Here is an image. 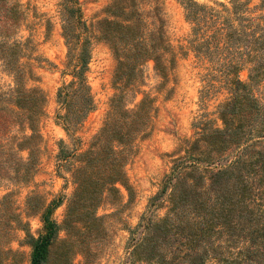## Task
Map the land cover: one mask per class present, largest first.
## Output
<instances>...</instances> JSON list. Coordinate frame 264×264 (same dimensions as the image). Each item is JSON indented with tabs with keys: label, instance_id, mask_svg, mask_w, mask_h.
Instances as JSON below:
<instances>
[{
	"label": "trees",
	"instance_id": "obj_1",
	"mask_svg": "<svg viewBox=\"0 0 264 264\" xmlns=\"http://www.w3.org/2000/svg\"><path fill=\"white\" fill-rule=\"evenodd\" d=\"M182 3L194 37L201 40L194 43L195 50L200 44L202 59L230 98L218 107L221 126L209 119L200 122L138 225L128 229L124 264H264V0L253 8L246 0H232L230 6ZM161 5L160 0H112L106 8L98 38L114 56L121 91L103 127L83 150L77 134L95 109L88 80L95 37L80 0L59 4L68 50L62 74L72 80L57 90L55 118L73 149L61 141L57 158L58 170L71 174L74 193L62 224L53 219L60 199L44 201L35 211L29 207L42 224L37 236L15 213L11 193L0 198V239L10 228L23 231L31 248L30 264H49L59 247L67 260L78 254L94 256L93 244L106 237L98 207L106 195L120 198L121 188L130 193L128 157L154 107L140 92V68L151 61L164 78L167 57L172 56ZM26 20L20 0H0V67L12 78L0 86V191L33 182L42 139L39 125L46 114L43 90L29 85L37 80L29 63L32 42L19 36ZM243 70L249 72L247 82L239 77ZM132 94L133 99L140 94L143 98L130 108L126 102Z\"/></svg>",
	"mask_w": 264,
	"mask_h": 264
},
{
	"label": "rangeland",
	"instance_id": "obj_2",
	"mask_svg": "<svg viewBox=\"0 0 264 264\" xmlns=\"http://www.w3.org/2000/svg\"><path fill=\"white\" fill-rule=\"evenodd\" d=\"M27 11V20L20 27L19 36L32 42L33 54L29 60L36 75V82L29 83L40 87L46 96V114L41 120L39 130L42 136L40 149L36 153L37 168L33 182L14 191H0V198L11 193V201L17 214L30 224L31 232L37 236L42 229L40 217L28 211L37 210L60 199L53 213V219L62 224L67 209V201L74 193L71 174L58 170L60 143L64 141L69 149L72 142L56 120L58 105L57 90L72 78L63 75L67 62V47L62 34L59 4L62 0H20ZM164 13L167 38L171 44L172 56L167 57V71L160 74L153 62L144 64L140 69V92L154 101L148 126L135 138L134 146L125 168L131 191L128 194L121 188V197L106 195L97 209V215L104 220L106 237L93 245L94 256L84 258L75 255L67 260L64 249L53 251L49 264H124L128 229L138 225L146 211L148 202L159 189L164 177L170 172L172 161L183 155L184 143L192 139L201 121H218V107L230 98V93L219 76L211 69L201 52L195 50L194 43H201L193 35V25L189 21L182 1L160 0ZM201 5H214L221 2L230 6L232 0H194ZM250 7L260 6L262 0H246ZM112 0H80L83 17L94 34L92 59L88 80L95 103L78 131L83 150L87 149L103 127L111 111L112 101L120 93L116 87V61L109 45L100 40L99 23L106 17L105 10ZM26 58L23 62H27ZM249 72L241 71L239 77L248 81ZM12 78L2 73L0 67V86H7ZM128 87V83H124ZM125 90L128 88H124ZM264 93V82L261 85ZM260 96V95H259ZM143 98H129L126 104L132 108ZM27 156L26 153L23 154ZM5 188H12L8 186ZM4 188V189H5ZM159 213H162L159 212ZM14 228V229H13ZM7 230V236L0 239V264H30L31 248L25 243V234L15 227ZM65 233L60 234L65 239Z\"/></svg>",
	"mask_w": 264,
	"mask_h": 264
}]
</instances>
